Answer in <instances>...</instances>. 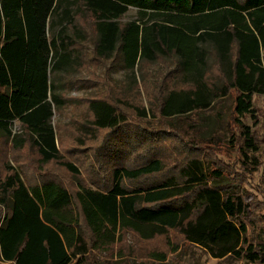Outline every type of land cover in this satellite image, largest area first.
<instances>
[{
  "label": "trees",
  "instance_id": "obj_1",
  "mask_svg": "<svg viewBox=\"0 0 264 264\" xmlns=\"http://www.w3.org/2000/svg\"><path fill=\"white\" fill-rule=\"evenodd\" d=\"M129 7L137 9V20L122 22ZM81 15L93 21L95 55L119 57L131 74L138 62L174 59L175 83L185 87L161 96V117L197 118L234 92L231 117L240 138L232 133L231 142L245 160L258 150L257 134L241 119L250 117L256 125L252 95L264 94V0H0V137L12 147L29 145L40 163L56 161L80 174L57 146L52 117L62 100L49 76L71 65L68 29L80 36L75 22ZM87 108L91 118L78 129L93 139L97 130H108L96 160L105 149L113 161L109 179L101 188L78 182L70 190L53 179L27 184L17 171L0 177L3 261L83 264L91 250L112 257L121 231L149 240L175 230L213 258L233 255L264 264V242L254 245L246 238L242 195L218 182V169L191 148L169 166L158 151L164 135L125 129V114L107 98H91ZM132 108L140 117L147 114L145 107ZM133 143L145 148L144 160L122 165L118 159ZM152 175L161 179L134 188L123 184ZM149 256L166 258L162 251Z\"/></svg>",
  "mask_w": 264,
  "mask_h": 264
},
{
  "label": "rangeland",
  "instance_id": "obj_2",
  "mask_svg": "<svg viewBox=\"0 0 264 264\" xmlns=\"http://www.w3.org/2000/svg\"><path fill=\"white\" fill-rule=\"evenodd\" d=\"M137 17V9L129 7L120 20L132 21L137 20ZM75 23L80 36L68 29L73 41L70 48L71 65L67 71L51 73L49 77L54 80L62 100L61 107L54 110L52 117L57 146L63 159L75 164L80 174L72 175L56 161L40 163L36 152L29 145L15 148L6 138L0 137V177L17 171L27 184L53 179L70 190L75 189L78 182L92 188H101L109 179L113 161L102 149L98 163L96 148L106 143L108 130H97V138L93 139L90 133L80 132L78 127L87 124L91 118L87 101L94 97H104L125 114V129L138 130L144 135L154 133L165 136L162 144L164 148L158 151L162 152L161 156H164L169 166L184 156L187 148H191L210 169H218L223 174L218 182L242 195L247 208L244 217L247 240L254 245L264 242V94L252 95L257 115L256 125L250 117L241 119L242 125L253 129L260 141L258 150L248 152L249 159L245 160L239 154L237 143L231 142L232 133L236 139L240 138L239 129L231 117L234 92L232 96L215 101L211 108L203 110L197 118L165 119L157 112L161 96L171 88L185 87L175 83L177 71L174 59L165 57L155 62H138L131 74L122 67L119 57L104 59L95 55V34L89 15L77 17ZM132 77L136 83L131 82ZM116 99L121 102H116ZM133 106L145 107L146 116H138ZM151 108L154 115L150 112ZM17 126L15 122L13 129L16 130ZM144 154L145 148L133 143L126 149V157L121 156L118 161L132 167L144 160ZM256 163L258 165L254 166ZM156 179H161V175L146 176L136 181L124 180L123 184L134 188ZM3 213L4 209L0 207V216ZM111 247L112 257L107 255L110 253L108 251L91 250L86 254L83 264H251L233 255L213 258L202 248L184 242L175 230L149 240H140L131 231L124 230ZM152 251L165 252L166 258L160 260L149 256ZM0 264L13 263L0 258Z\"/></svg>",
  "mask_w": 264,
  "mask_h": 264
}]
</instances>
